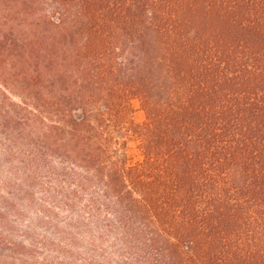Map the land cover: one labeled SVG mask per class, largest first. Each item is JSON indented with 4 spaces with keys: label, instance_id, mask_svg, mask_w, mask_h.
<instances>
[{
    "label": "trees",
    "instance_id": "obj_1",
    "mask_svg": "<svg viewBox=\"0 0 264 264\" xmlns=\"http://www.w3.org/2000/svg\"><path fill=\"white\" fill-rule=\"evenodd\" d=\"M0 134L63 258L264 264V0H0Z\"/></svg>",
    "mask_w": 264,
    "mask_h": 264
},
{
    "label": "rangeland",
    "instance_id": "obj_2",
    "mask_svg": "<svg viewBox=\"0 0 264 264\" xmlns=\"http://www.w3.org/2000/svg\"><path fill=\"white\" fill-rule=\"evenodd\" d=\"M18 102L15 97L12 98ZM133 107L132 120L135 124H141L144 120L143 113L139 109L138 102H131ZM1 137V134H0ZM1 145V144H0ZM139 136L132 134L126 142V157L129 163L133 164L140 160ZM6 146H0V228L4 226L11 233L13 230V240L21 242L25 249L16 256L12 253L1 251L0 264H87L86 260L63 258L51 252L49 244L52 240L51 232L55 229H63L69 223L76 224L83 221L78 214L62 209L61 200L52 197V193L47 192V187L41 185V181L28 182L24 185V190L17 187L15 179L21 177L15 163L17 157H5ZM5 161L13 164L12 169ZM11 170L12 174L8 171ZM14 171V172H13ZM19 199L23 200L19 203ZM14 205V206H13ZM9 212L2 208H11ZM5 212V213H4ZM6 236L10 235L5 233ZM54 241V240H53ZM29 249L31 251H29ZM25 251V252H24ZM118 257L108 256L106 259L95 258L93 264H120Z\"/></svg>",
    "mask_w": 264,
    "mask_h": 264
}]
</instances>
